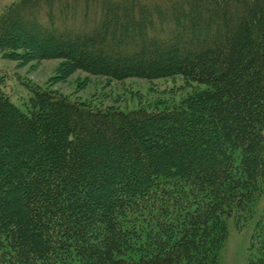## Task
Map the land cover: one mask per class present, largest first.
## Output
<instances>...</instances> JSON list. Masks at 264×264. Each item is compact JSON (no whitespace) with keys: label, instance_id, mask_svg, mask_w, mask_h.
<instances>
[{"label":"trees","instance_id":"trees-1","mask_svg":"<svg viewBox=\"0 0 264 264\" xmlns=\"http://www.w3.org/2000/svg\"><path fill=\"white\" fill-rule=\"evenodd\" d=\"M0 50L202 85L127 112L0 87V264H221L253 205L264 264V0H13Z\"/></svg>","mask_w":264,"mask_h":264},{"label":"rangeland","instance_id":"rangeland-1","mask_svg":"<svg viewBox=\"0 0 264 264\" xmlns=\"http://www.w3.org/2000/svg\"><path fill=\"white\" fill-rule=\"evenodd\" d=\"M12 1L0 0V10ZM77 5L80 7L81 3ZM91 5L89 9L94 11L97 5ZM10 52L0 50V87L10 101L24 112H27L32 94L30 84L51 88L71 99L100 107H118L125 112L140 105L148 106L149 109L162 107L161 102L171 105L192 92L193 88L202 87L196 82L187 84L182 75L154 79H115L79 69H67L66 63L58 58L24 60L10 57ZM17 52L23 53L22 50ZM260 212V206L253 205L251 215L240 218L241 226L236 224L235 216L226 219L228 235L220 250L221 264L247 263L250 236Z\"/></svg>","mask_w":264,"mask_h":264}]
</instances>
